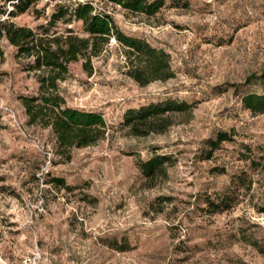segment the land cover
Returning a JSON list of instances; mask_svg holds the SVG:
<instances>
[{"label": "rangeland", "instance_id": "rangeland-1", "mask_svg": "<svg viewBox=\"0 0 264 264\" xmlns=\"http://www.w3.org/2000/svg\"><path fill=\"white\" fill-rule=\"evenodd\" d=\"M162 1L149 17L94 0L125 35L166 52L174 77L138 85L113 39L91 74L70 64L61 96L101 114L107 132L69 160L50 128L27 124L18 98L37 95L36 74L0 41V264H264V116L241 102L264 93V81H246L264 71V0ZM15 2L0 0V20L33 30L59 8L36 0L8 16ZM69 28L86 37L68 16L51 31ZM166 100L194 108L163 133L129 134L127 110ZM218 133L231 140L208 157ZM153 154L172 163L148 182L137 162ZM221 200L229 209L208 205Z\"/></svg>", "mask_w": 264, "mask_h": 264}, {"label": "trees", "instance_id": "trees-1", "mask_svg": "<svg viewBox=\"0 0 264 264\" xmlns=\"http://www.w3.org/2000/svg\"><path fill=\"white\" fill-rule=\"evenodd\" d=\"M8 16L14 17L27 11L36 0H15ZM122 9L139 15L154 16L163 6L162 0H107ZM58 10L50 21L36 30L17 26L10 21L0 20V41L5 39L16 49L17 58L29 60L27 71L34 72L38 82L35 96H21L19 101L24 109L28 125L50 128L55 136V154L69 160L73 149L96 145L105 138L107 124L103 116L93 111L70 108L59 92V82L66 79L69 65L82 62L85 73H92L91 61L99 57L113 39L124 48L126 75L140 86L153 81H165L174 77L169 55L156 49L146 41L125 35L116 26L112 17L104 12H95L90 4L71 7L55 5ZM68 16L70 21L81 22L86 37L78 36L70 28L64 33L51 31L56 20ZM246 81H264V71L260 76H249ZM245 110L251 114L264 116V93L246 94L241 98ZM194 106L183 101L166 100L150 103L137 109H129L124 114L123 126L134 137H145L151 133L160 134L172 125V115L191 114ZM231 138L226 133H218L208 141V157L225 141ZM172 158L165 154H153L145 161L138 160L137 166L148 182L166 175V167ZM65 187L63 179L53 180ZM217 210H227L229 205L221 200L218 204L208 202ZM223 205V207H220Z\"/></svg>", "mask_w": 264, "mask_h": 264}, {"label": "built area", "instance_id": "built-area-1", "mask_svg": "<svg viewBox=\"0 0 264 264\" xmlns=\"http://www.w3.org/2000/svg\"><path fill=\"white\" fill-rule=\"evenodd\" d=\"M39 1L49 6H55L58 4H66L71 7L77 6L78 4H90L94 6V0H39Z\"/></svg>", "mask_w": 264, "mask_h": 264}]
</instances>
